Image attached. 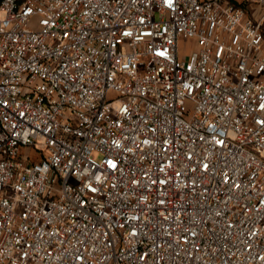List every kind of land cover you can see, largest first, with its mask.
Returning <instances> with one entry per match:
<instances>
[{
	"label": "built area",
	"instance_id": "obj_1",
	"mask_svg": "<svg viewBox=\"0 0 264 264\" xmlns=\"http://www.w3.org/2000/svg\"><path fill=\"white\" fill-rule=\"evenodd\" d=\"M0 264H264V0H0Z\"/></svg>",
	"mask_w": 264,
	"mask_h": 264
},
{
	"label": "rangeland",
	"instance_id": "obj_2",
	"mask_svg": "<svg viewBox=\"0 0 264 264\" xmlns=\"http://www.w3.org/2000/svg\"><path fill=\"white\" fill-rule=\"evenodd\" d=\"M194 41L192 39L185 40L184 38H181L179 41V49L182 54V56L188 55L194 49Z\"/></svg>",
	"mask_w": 264,
	"mask_h": 264
}]
</instances>
